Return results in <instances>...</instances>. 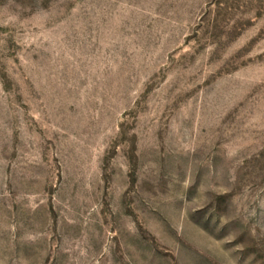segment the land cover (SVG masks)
<instances>
[{
    "label": "rangeland",
    "instance_id": "1",
    "mask_svg": "<svg viewBox=\"0 0 264 264\" xmlns=\"http://www.w3.org/2000/svg\"><path fill=\"white\" fill-rule=\"evenodd\" d=\"M0 264H264V0H0Z\"/></svg>",
    "mask_w": 264,
    "mask_h": 264
}]
</instances>
